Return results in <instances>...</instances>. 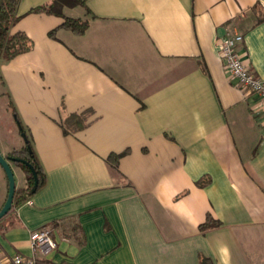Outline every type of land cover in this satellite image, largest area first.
I'll return each mask as SVG.
<instances>
[{
  "label": "crops",
  "instance_id": "crops-1",
  "mask_svg": "<svg viewBox=\"0 0 264 264\" xmlns=\"http://www.w3.org/2000/svg\"><path fill=\"white\" fill-rule=\"evenodd\" d=\"M50 1L18 0L12 32L32 49L0 58L16 122L0 117V145L22 126L46 180L0 223V259L32 256L47 228L51 264H264V110L220 55L236 27L264 80V0H78L62 14L82 34L29 13ZM70 115L85 126L64 134ZM208 214L219 226L202 233Z\"/></svg>",
  "mask_w": 264,
  "mask_h": 264
},
{
  "label": "trees",
  "instance_id": "trees-1",
  "mask_svg": "<svg viewBox=\"0 0 264 264\" xmlns=\"http://www.w3.org/2000/svg\"><path fill=\"white\" fill-rule=\"evenodd\" d=\"M81 1L78 0H52L48 3L30 9L29 13L35 14H46L63 19L62 27L69 29L77 34H82L87 26V21L80 19H72L64 17L62 14V9L66 4H79ZM18 5V0H0V58L5 61H9L19 54L28 52L32 49L31 40L20 31L12 32V28L18 21L22 18L16 15V8ZM252 15L255 22L252 24L256 25L263 21L264 11L261 5L255 4L252 8ZM50 38L54 37V31L48 33ZM85 126V119L81 115H70L63 124L64 134L75 132L82 129ZM19 134L24 137L23 146L17 150L14 149L7 154L11 158H20L26 160L30 163L35 170L37 176V186L35 192H32L33 187V177L30 170L23 164L16 163L20 165L27 174L26 187L15 188V192L12 199L11 209L7 214L0 219V223L12 213L13 209L19 205L28 201L36 192L41 190L45 186V174L40 165L36 152L33 148V144L29 140L22 126H19ZM126 153L124 151L120 154H110L107 158V163L111 168H116V164L121 156ZM206 182L204 179H200L197 182L198 186H203ZM219 226V223L212 219L208 214L205 221L199 225L200 232L204 233L209 229ZM200 264H210L209 260L201 257Z\"/></svg>",
  "mask_w": 264,
  "mask_h": 264
},
{
  "label": "built area",
  "instance_id": "built-area-1",
  "mask_svg": "<svg viewBox=\"0 0 264 264\" xmlns=\"http://www.w3.org/2000/svg\"><path fill=\"white\" fill-rule=\"evenodd\" d=\"M242 40L243 36L236 27L228 28L220 43L221 59L227 73L238 87L249 94L256 95L264 110V80L256 77L240 57L237 47ZM29 244L34 252L32 256L15 254L9 258L0 259V264H51L44 258L56 250L57 243L49 229L32 231L29 235Z\"/></svg>",
  "mask_w": 264,
  "mask_h": 264
},
{
  "label": "rangeland",
  "instance_id": "rangeland-1",
  "mask_svg": "<svg viewBox=\"0 0 264 264\" xmlns=\"http://www.w3.org/2000/svg\"><path fill=\"white\" fill-rule=\"evenodd\" d=\"M7 103L8 102L6 98L4 99L0 98V117H2L3 122H5V120L11 121L14 127V124L16 123L14 121V115L12 111L9 109V107L7 106ZM16 127H17V124H16ZM17 129L18 130H15V132L12 130L11 132L10 131L8 132L7 128L4 129L6 133L4 135L5 141L2 145H0L1 155L5 154V152L11 151L14 148L19 150L22 147L24 143V139L18 133L19 128ZM9 164L13 172L15 188L26 186L27 174L24 171V169L20 165H17L16 163L10 162ZM7 190H8L7 178H6L4 170L0 166V209L4 204V199H5V196L7 195Z\"/></svg>",
  "mask_w": 264,
  "mask_h": 264
},
{
  "label": "water",
  "instance_id": "water-1",
  "mask_svg": "<svg viewBox=\"0 0 264 264\" xmlns=\"http://www.w3.org/2000/svg\"><path fill=\"white\" fill-rule=\"evenodd\" d=\"M23 139H24V137H23ZM10 162L23 164L30 170L32 177H33L32 192H35L37 182H38L35 170L33 169L32 165L30 163H28L26 160L20 159V158H11L9 156L4 157L0 153V166L2 167V169L5 172V175L7 178V183H8V190H7L6 199L4 201L3 206L0 209V219L3 218L7 214V212L11 209L12 199H13V195L15 192V182H14L13 172L10 168V164H9Z\"/></svg>",
  "mask_w": 264,
  "mask_h": 264
}]
</instances>
